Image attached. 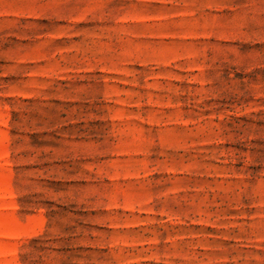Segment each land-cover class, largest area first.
Returning a JSON list of instances; mask_svg holds the SVG:
<instances>
[{
    "label": "rangeland",
    "instance_id": "rangeland-1",
    "mask_svg": "<svg viewBox=\"0 0 264 264\" xmlns=\"http://www.w3.org/2000/svg\"><path fill=\"white\" fill-rule=\"evenodd\" d=\"M0 264H264V0H0Z\"/></svg>",
    "mask_w": 264,
    "mask_h": 264
}]
</instances>
